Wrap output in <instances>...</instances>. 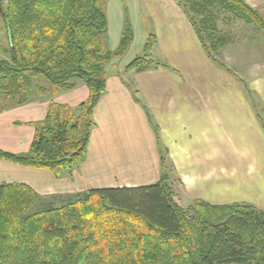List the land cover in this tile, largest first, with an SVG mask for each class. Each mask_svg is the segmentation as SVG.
<instances>
[{
  "label": "trees",
  "instance_id": "16d2710c",
  "mask_svg": "<svg viewBox=\"0 0 264 264\" xmlns=\"http://www.w3.org/2000/svg\"><path fill=\"white\" fill-rule=\"evenodd\" d=\"M176 1L221 67L220 49L229 40L215 37L210 8H221L264 34V20L244 0L193 2L194 14ZM202 13L197 21L194 15ZM0 18L6 39L5 45L0 42V111L7 100L22 105L34 96L50 97L45 117L33 123L27 152L0 150V158L56 178L72 173L86 159L93 111L123 36L117 49L106 48L105 0H0ZM153 40L148 34L146 53ZM158 64L148 56L134 57L126 68ZM38 77L49 86L34 85ZM76 78L88 90L86 100L75 107L54 101L75 88ZM0 264H264V211L247 203L203 201L186 211L174 200L167 173L154 184L45 198L26 184L1 183Z\"/></svg>",
  "mask_w": 264,
  "mask_h": 264
},
{
  "label": "crops",
  "instance_id": "0c3cea01",
  "mask_svg": "<svg viewBox=\"0 0 264 264\" xmlns=\"http://www.w3.org/2000/svg\"><path fill=\"white\" fill-rule=\"evenodd\" d=\"M244 1L264 20V0ZM135 2L147 12L152 32L145 33L154 37L149 54L159 64L127 70L126 77L109 71L86 159L72 173L56 178L0 158V184H26L42 197L69 195L154 184L168 164L169 180H178L177 191L190 204L247 203L264 211V34L224 45V68L176 0ZM75 84L54 101L75 107L86 100L84 82ZM49 100L34 96L0 111V150L27 152Z\"/></svg>",
  "mask_w": 264,
  "mask_h": 264
},
{
  "label": "rangeland",
  "instance_id": "374dc122",
  "mask_svg": "<svg viewBox=\"0 0 264 264\" xmlns=\"http://www.w3.org/2000/svg\"><path fill=\"white\" fill-rule=\"evenodd\" d=\"M193 2L203 3V0H181V3L187 11H191V4ZM106 16L108 20V29L105 34V45L108 50H115L118 48V45L121 43L120 40L123 36L124 44L121 45L120 52L116 56V62L114 69L121 76H125V71L130 70L126 68L127 63L134 57H150V52L146 53L144 51L145 40L143 37H147L148 33L146 31L152 32L150 20L147 16V12L143 4H136L135 0H105ZM210 12L214 14L215 20L214 25L217 29V34L215 37H226L229 42L244 40L246 38H254L259 35H263L261 31L257 32L255 26L245 23L243 20L236 18L233 14L228 13L221 8H210ZM190 12V13H191ZM193 13V12H192ZM194 14V13H193ZM201 15H194V18L199 21ZM146 34V35H145ZM0 42L4 45L6 44L5 32L3 31V22L0 18ZM228 42V43H229ZM2 56L0 55V58ZM151 58H153L151 56ZM148 62V60L146 61ZM145 64V63H144ZM144 64H139V68L144 67ZM149 66V65H148ZM147 66V67H148ZM134 69H137L134 68ZM76 82H82L81 79L76 78ZM34 85H41L48 87L49 81L44 77H38L33 80ZM8 103L10 100H7ZM168 164H164V169L161 173H167ZM169 180L170 186L172 184L174 187H171L174 192L176 189V194H174V200L177 204L184 210L189 211L192 204L190 201L184 199L183 195L180 194L178 189V180L171 181ZM49 197V196H43ZM34 205L31 211L36 209Z\"/></svg>",
  "mask_w": 264,
  "mask_h": 264
}]
</instances>
